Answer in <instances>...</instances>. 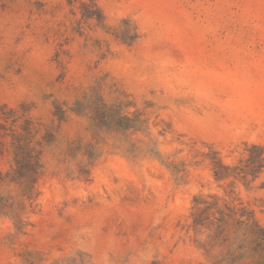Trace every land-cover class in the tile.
I'll return each mask as SVG.
<instances>
[{"label": "rangeland", "instance_id": "374dc122", "mask_svg": "<svg viewBox=\"0 0 264 264\" xmlns=\"http://www.w3.org/2000/svg\"><path fill=\"white\" fill-rule=\"evenodd\" d=\"M0 264H264V0H0Z\"/></svg>", "mask_w": 264, "mask_h": 264}]
</instances>
